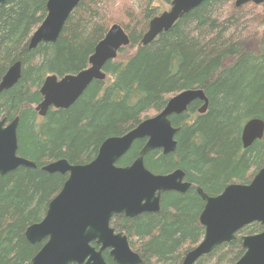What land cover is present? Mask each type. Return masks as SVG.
Masks as SVG:
<instances>
[{
	"label": "trees",
	"instance_id": "obj_1",
	"mask_svg": "<svg viewBox=\"0 0 264 264\" xmlns=\"http://www.w3.org/2000/svg\"><path fill=\"white\" fill-rule=\"evenodd\" d=\"M47 1L0 5V81L13 64H22L19 82L0 92V120L19 117L18 154L37 166L0 175V264H31L45 243L31 244L26 229L44 218L68 175L47 173L43 166L58 159L87 164L106 139L157 115L181 91L202 89L209 99L206 114L198 113L202 103L195 101L187 112L171 117L180 129L176 151L156 150L145 158L155 174L183 170L190 189L162 194L158 213L117 215L111 223L128 237L141 264H181L205 232L204 201L196 188L216 196L230 184L250 183L264 167V135L249 148L242 140L248 121H264V4L237 8L236 0H207L143 46L150 21L173 0H83L56 43L29 49L31 35L47 15ZM114 24L130 43L105 65L106 79L92 82L70 108H51L41 118L35 107L46 78L88 68ZM145 143L136 141L118 166L131 165ZM262 231L260 223L250 224L194 264H234L245 252L243 236ZM103 256L115 264L109 251Z\"/></svg>",
	"mask_w": 264,
	"mask_h": 264
},
{
	"label": "water",
	"instance_id": "obj_2",
	"mask_svg": "<svg viewBox=\"0 0 264 264\" xmlns=\"http://www.w3.org/2000/svg\"><path fill=\"white\" fill-rule=\"evenodd\" d=\"M9 0H0V5ZM83 0H48L47 15L29 39V49L41 43H56L71 13ZM207 0H173L170 8L153 18L144 34L142 45L152 43L160 34L169 32L178 20ZM248 3L264 4V0H236L239 8ZM129 37L117 24L111 26L97 44L89 59V67L59 78L48 76L40 93L43 100L36 106L45 117L51 108L68 109L85 93L94 81L106 78L105 65L114 60L120 49L127 47ZM22 64L16 62L0 81V92L19 82ZM195 101L202 103L199 114L209 108V99L202 89L184 90L170 98L157 115L142 121L137 127L118 137L106 139L96 157L87 164H71L66 159L55 160L42 169L50 174L68 175L60 192L50 201L45 217L27 227L25 236L31 244L46 241L31 264H108L103 253L107 250L115 264H141L142 258L129 245L128 237L111 226L117 215L135 218L146 213H158L162 194L186 193L191 183L185 172L177 169L168 174H155L145 165L146 156L156 150L164 155L177 149L175 139L179 128L172 124L173 115L187 112ZM19 117L0 120V175L19 167L35 169L36 164L18 154ZM264 121H248L242 132L244 148L263 138ZM139 140H146L137 159L128 166L118 162ZM197 193L204 201L200 215L204 227L202 241L187 252L181 264H194L219 246L235 240L246 226H264V167L248 184L233 183L216 196L200 187ZM244 254L234 264H264V231L242 238ZM93 243L99 247L96 249Z\"/></svg>",
	"mask_w": 264,
	"mask_h": 264
},
{
	"label": "rangeland",
	"instance_id": "obj_3",
	"mask_svg": "<svg viewBox=\"0 0 264 264\" xmlns=\"http://www.w3.org/2000/svg\"><path fill=\"white\" fill-rule=\"evenodd\" d=\"M166 10V9H165ZM185 181H186V178H185ZM161 203H162V200H161ZM45 217V216H44ZM110 255V254H109Z\"/></svg>",
	"mask_w": 264,
	"mask_h": 264
},
{
	"label": "bare ground",
	"instance_id": "obj_4",
	"mask_svg": "<svg viewBox=\"0 0 264 264\" xmlns=\"http://www.w3.org/2000/svg\"><path fill=\"white\" fill-rule=\"evenodd\" d=\"M184 17V16H183ZM245 234V233H244ZM252 235V234H251Z\"/></svg>",
	"mask_w": 264,
	"mask_h": 264
}]
</instances>
